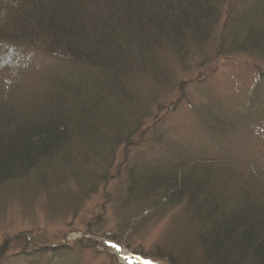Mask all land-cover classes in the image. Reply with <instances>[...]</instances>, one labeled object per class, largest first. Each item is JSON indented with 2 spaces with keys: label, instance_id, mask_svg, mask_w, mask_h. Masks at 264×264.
<instances>
[{
  "label": "trees",
  "instance_id": "obj_1",
  "mask_svg": "<svg viewBox=\"0 0 264 264\" xmlns=\"http://www.w3.org/2000/svg\"><path fill=\"white\" fill-rule=\"evenodd\" d=\"M220 24L217 54H264V0H0V69L7 71L9 84L15 77L9 69L12 50L23 57L31 50V60L48 66L43 100L31 89L18 91L26 96L23 107L0 99V186L37 175L48 163L71 160L66 149L72 143H81L84 163H100L107 152L114 162L120 147H131L135 155L123 161V205L166 209L186 203L185 234L176 238L182 247L175 256L166 253L169 264H264L262 179L242 178L241 162L231 156L204 162L177 153L176 160L157 161L170 152L165 126L192 101L178 83L175 100L161 106L158 100L153 108L132 85L146 80L173 92L178 85L167 61L185 65L192 48L205 46ZM255 103L264 106L262 98ZM199 109H204L196 113L205 140L236 132L239 117L214 114L206 104ZM150 119L154 123L147 128ZM151 129L161 133L158 138ZM68 166L82 172L72 160ZM63 249L52 248L50 259L66 258ZM22 257L40 264L46 254ZM20 258L12 255L11 264Z\"/></svg>",
  "mask_w": 264,
  "mask_h": 264
},
{
  "label": "rangeland",
  "instance_id": "obj_2",
  "mask_svg": "<svg viewBox=\"0 0 264 264\" xmlns=\"http://www.w3.org/2000/svg\"><path fill=\"white\" fill-rule=\"evenodd\" d=\"M225 19L224 16L221 24ZM221 24L205 46L192 48L185 65L167 61L173 85L180 83L192 104L181 105L171 116L163 130L170 152L161 154L157 161L169 162L177 153L191 154L200 161L214 157L225 161L231 156L241 162L237 171L242 178L253 174L264 182V106L253 104L258 98L264 104V54H217L222 43ZM18 51L12 50L15 62L9 69H15V77L11 85L7 71L0 69V99L8 105L23 107L26 96H20L19 90H34L44 99L48 86L42 81L48 66L45 62L40 65L35 58L31 60V50L24 57ZM164 57L176 60L168 54ZM132 85L145 98L148 96L153 108L158 100L160 106L175 100L180 87L167 93L155 84L148 85L146 80L135 79ZM148 89L154 90V95ZM201 104H206L214 114L225 112L229 119L239 117L236 132L223 131L219 139L205 140L196 113L204 111L199 109ZM167 108L168 105L161 109L160 117ZM248 116L251 119L247 122ZM151 120L146 123L147 128L153 125ZM150 133L156 138L161 134L152 129ZM136 142L138 138L133 144ZM80 144L72 143L66 151L74 165L83 166L81 173L76 174L68 166L71 160L62 158L44 165L37 175L0 186V264H11V256L18 254V264H28L22 261V255L36 251L46 254L40 264H126L121 258L123 253L150 259L147 264H169L166 253L175 256L182 247L176 238L185 234L181 225L186 203L166 209L147 207L150 203L141 208L124 206L127 171L123 161L127 155H135L134 148L120 147L114 162L107 152L100 163H84ZM108 161L111 162L107 164ZM54 247L66 248L69 255L66 253L63 260H51L55 257L51 253Z\"/></svg>",
  "mask_w": 264,
  "mask_h": 264
},
{
  "label": "bare ground",
  "instance_id": "obj_3",
  "mask_svg": "<svg viewBox=\"0 0 264 264\" xmlns=\"http://www.w3.org/2000/svg\"><path fill=\"white\" fill-rule=\"evenodd\" d=\"M123 255H124V256H128V254H127V253H123Z\"/></svg>",
  "mask_w": 264,
  "mask_h": 264
}]
</instances>
